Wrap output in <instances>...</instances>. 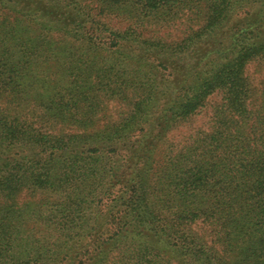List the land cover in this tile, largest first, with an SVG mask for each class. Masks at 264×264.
<instances>
[{
    "label": "trees",
    "instance_id": "trees-1",
    "mask_svg": "<svg viewBox=\"0 0 264 264\" xmlns=\"http://www.w3.org/2000/svg\"><path fill=\"white\" fill-rule=\"evenodd\" d=\"M258 60L264 0H0V264H264Z\"/></svg>",
    "mask_w": 264,
    "mask_h": 264
},
{
    "label": "rangeland",
    "instance_id": "rangeland-1",
    "mask_svg": "<svg viewBox=\"0 0 264 264\" xmlns=\"http://www.w3.org/2000/svg\"><path fill=\"white\" fill-rule=\"evenodd\" d=\"M246 74L255 90L258 92L262 86H264V60L253 61L249 63L246 67ZM207 111L204 110L202 115L195 117V120L190 121V123L185 124L182 130L189 131L194 127L199 126V124L205 122ZM204 126V123H203ZM202 126V127H203Z\"/></svg>",
    "mask_w": 264,
    "mask_h": 264
}]
</instances>
